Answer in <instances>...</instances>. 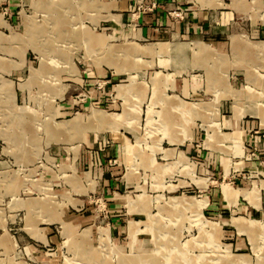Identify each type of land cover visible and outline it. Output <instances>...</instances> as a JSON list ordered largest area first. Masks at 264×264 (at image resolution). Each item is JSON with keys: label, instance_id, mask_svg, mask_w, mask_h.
<instances>
[{"label": "rangeland", "instance_id": "obj_1", "mask_svg": "<svg viewBox=\"0 0 264 264\" xmlns=\"http://www.w3.org/2000/svg\"><path fill=\"white\" fill-rule=\"evenodd\" d=\"M122 1L0 0V264H264V0L170 3L224 25L222 53L133 36L148 4ZM193 39L197 63L146 51ZM222 186L245 197L210 216Z\"/></svg>", "mask_w": 264, "mask_h": 264}, {"label": "crops", "instance_id": "obj_2", "mask_svg": "<svg viewBox=\"0 0 264 264\" xmlns=\"http://www.w3.org/2000/svg\"><path fill=\"white\" fill-rule=\"evenodd\" d=\"M173 0H145V4L147 3L148 5L146 7H142L141 11L138 12V19H137V23H135V25H137L136 30L132 31L131 34L133 36H138V37H147L149 39H164L166 37H169L170 35H173L174 37L177 36H182V37H189V36H202L203 34L206 33H210L211 37H212V43L215 45L214 47L207 41L204 40H187V41H179V40H175V41H158V42H186V43H176V44H157L156 46H151L149 48H146V51L151 53V54H155V53H170L171 55H173V58H177L178 60L184 61L186 59V56L183 55L184 51L187 50V48H191L193 50L192 55V62L197 63L199 61V59L206 53L211 51V48L209 45L206 44H202V43H197V44H193V45H189L192 44L193 42L196 41H203L205 43L210 44L213 48H215L217 51L222 53L223 47H224V42L222 39V36L225 31L227 30V28L222 25L221 23L216 22V24H212L211 23V13L208 11H204V10H200V11H186L184 12V14L182 15V17L179 18H173L171 15H169V11L168 8H170V3ZM201 2V5L204 6H221V2L220 1H216V0H199ZM133 2L134 1H130L129 0V4H128V0H126L125 2H120L119 4H115L114 6H119L118 9L121 10V12H126L131 6H133ZM257 9H260V5L259 7L256 6ZM264 12L263 10H260ZM222 14V13H221ZM264 13L261 12V15H263ZM123 14L121 13V16ZM129 16L128 14H124ZM263 24H264V20H263ZM253 33L255 35H260V36H264V28L260 27H256V29L253 30ZM260 42H264V40H259ZM189 43V44H187ZM197 45H201L200 50L198 49L199 47ZM186 47L184 48L183 51L179 50V47ZM183 55V56H182ZM209 57V58H208ZM214 57V58H213ZM208 59H214L211 60L212 62H216L213 63L212 65H214L215 67H217L218 65V61H216V57L214 53H211L209 55H207ZM197 60V62H195ZM210 61V60H209ZM157 80H155V82H158L159 76L156 77ZM121 84V83H119ZM118 85V84H117ZM176 94V93H173ZM170 94V95H173ZM177 96H179L178 94H176ZM125 100H127L129 98L125 97ZM181 99H183L181 96H179ZM178 99V98H177ZM169 101L171 103H173L174 105H177L178 102L175 98H171L169 99ZM189 102V101H187ZM125 106V105H124ZM126 107V106H125ZM127 109L125 108L124 111L122 113H124ZM101 112V111H99ZM115 113V112H113ZM172 113L173 115V111H171L169 113V115ZM109 116V119H113L116 116L114 115H107ZM167 120V125L171 124V121L168 117H166ZM115 121V120H114ZM111 122H113V120H111ZM119 127V126H118ZM117 127V129H118ZM173 127V126H172ZM183 127V126H182ZM105 129H109L110 131L113 132L112 129L110 128H103L99 131L105 130ZM94 131V130H93ZM118 133V130H116ZM183 128H181L179 130V132H182ZM173 132H178V130H176L173 127ZM233 132V131H232ZM231 133V132H230ZM226 134V133H225ZM95 139H93L94 141ZM100 150H102V152H98V154H102L103 155V150L104 148L100 147ZM107 149H105L106 151ZM179 152H183L182 150H179L177 153ZM85 153V152H84ZM86 154L91 155L93 152L90 150L89 152L87 151ZM184 153V152H183ZM86 155L83 156V158H80L79 161V165H81L82 167L85 166L88 168L93 164V160L90 159V157L87 158ZM104 161V159H103ZM228 172V164L226 163L225 165V173ZM87 171L84 172V174H86ZM224 173V171H223ZM109 179V178H108ZM263 181V180H262ZM229 185L231 187V185L229 183H225V185ZM233 187V186H232ZM231 187V188H232ZM234 191H246V190H242V189H235L233 187ZM235 194V193H234ZM238 194V192H236V195ZM141 195V194H140ZM139 195H136V198ZM238 196H243V195H238ZM238 196L234 197L237 198L236 203L234 201H232V203L228 202L229 199L226 198L223 186H222V190L220 191H216L214 189H209V191L206 193V197L208 198V202L206 204L205 208V212L207 214H209L210 216H219L221 215V213H225L226 209H229L230 206H235L236 204H238ZM245 197V196H243ZM132 199V200H135ZM128 201V204L130 201ZM230 201V200H229ZM260 207V206H259ZM258 206L254 205L250 208H248L249 211H255L256 208H259ZM243 215H239V216H232V218L234 217H242ZM245 217V216H243ZM230 218V220L232 219ZM247 218V217H245ZM222 219H219V221H221ZM229 220V221H230ZM225 221V220H224ZM237 227V226H236ZM237 229L240 231V229L237 227ZM241 232V231H240ZM144 255V259H145V254Z\"/></svg>", "mask_w": 264, "mask_h": 264}, {"label": "bare ground", "instance_id": "obj_3", "mask_svg": "<svg viewBox=\"0 0 264 264\" xmlns=\"http://www.w3.org/2000/svg\"><path fill=\"white\" fill-rule=\"evenodd\" d=\"M197 46L199 47L198 49L200 50L201 45H197ZM184 48H186V47H182V46H180V47H179V50H180V51H183ZM91 118H95V119H97L98 121H103V120H105V115L102 114L101 112L95 111V112H93ZM74 120H77V119H74ZM74 120H73V122H74ZM74 123H75V122H74ZM131 231H133V226H132V225H131ZM146 254H148V253H146ZM148 256H149V255H145V259L143 260V261L146 262V263H148V262H147V260H148V259H147ZM149 258H150V257H149ZM135 259H138V258L135 257ZM133 264H140V263L136 260L135 262H133Z\"/></svg>", "mask_w": 264, "mask_h": 264}, {"label": "built area", "instance_id": "obj_4", "mask_svg": "<svg viewBox=\"0 0 264 264\" xmlns=\"http://www.w3.org/2000/svg\"><path fill=\"white\" fill-rule=\"evenodd\" d=\"M140 6V5H139ZM139 8V7H138Z\"/></svg>", "mask_w": 264, "mask_h": 264}]
</instances>
